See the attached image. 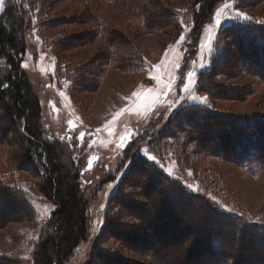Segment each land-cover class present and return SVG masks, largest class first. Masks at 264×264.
Wrapping results in <instances>:
<instances>
[{
	"label": "rangeland",
	"instance_id": "obj_1",
	"mask_svg": "<svg viewBox=\"0 0 264 264\" xmlns=\"http://www.w3.org/2000/svg\"><path fill=\"white\" fill-rule=\"evenodd\" d=\"M144 1L149 0L103 1L104 4L97 0H4L0 7L3 17L11 16L8 12L12 11L16 17L23 14L26 25L23 30L18 29L26 46L23 69L40 101L44 129L61 141L66 158H79L81 173L85 174L91 190H96L88 212L90 236L67 264H99L96 250L108 227L105 222L108 203L132 163L125 161L124 151L131 139L139 137L142 141L134 153L142 146L143 157L154 156L152 162L171 170L178 182L183 179L224 210H234L264 224V169L253 171L229 158H218L215 153L210 157L202 158V154L191 157L194 150L199 152L196 142H192L195 135L192 125H202L197 120L191 123L188 116L186 120L181 116L174 119L182 107L209 104V96L198 93L197 87L202 74L212 67L218 48L227 44V37L221 32L237 22L264 23V2L241 0L238 4L236 0H225L208 17L210 21L203 32H198L201 28L195 29L197 34L203 33L195 45L189 35L197 26L193 9L197 0H160L171 8L173 18L166 25L160 20L157 23L160 27L153 30L142 27L146 5L143 4L141 12L137 6ZM106 27L113 31L112 36ZM135 50L140 55L139 61L128 64ZM111 54L122 56L124 61L120 66L111 63L109 58H116ZM241 69L239 66L236 70L241 76L233 74L224 81L225 88L241 94L237 97L229 94L216 101L215 107L232 117L257 114L263 117L264 86L257 85L258 78L248 76ZM0 70L3 71L1 66ZM189 72L195 73L194 82L185 91ZM223 132L220 137L227 140L226 129ZM18 136L16 126L0 103V178L23 192L33 210V218L13 221L0 229V264L4 263L1 260L10 264H35L36 250L49 232L47 225L55 210V205L40 190L39 166L26 159ZM158 136L163 144L152 141ZM208 141L206 147L212 144ZM108 172L116 175V179L101 186ZM142 176L137 170L130 179L129 190L138 194L129 200L146 210H140L142 214L136 219L129 216L132 208L125 206L127 226L107 229L111 237H103L101 247L114 256L109 264H181L199 253L192 264L202 263L201 254L203 258L208 249L199 243L189 253L193 237L187 233L191 227L197 229L200 222L203 225L204 219L209 220L211 212L175 189L174 194L166 191L167 199L159 201L156 194L161 188L165 190L166 184L157 177L161 182L157 181L148 194L139 189L137 178L147 183ZM141 192L145 194L143 198ZM148 199L157 201L158 207L148 209L151 203ZM168 200L175 210L169 209L170 213L178 220H190L193 226L185 228L174 222L178 229L161 228L154 215L159 204ZM193 208L197 209L196 213ZM215 222L221 227L215 234L223 231L226 237L224 221ZM141 226L146 233L133 234ZM125 227L134 231L128 233ZM224 242L227 241L223 240L222 245ZM227 246L237 249L245 244L238 241Z\"/></svg>",
	"mask_w": 264,
	"mask_h": 264
},
{
	"label": "trees",
	"instance_id": "obj_2",
	"mask_svg": "<svg viewBox=\"0 0 264 264\" xmlns=\"http://www.w3.org/2000/svg\"><path fill=\"white\" fill-rule=\"evenodd\" d=\"M103 1L116 0H97L101 4H104ZM224 1L197 0L195 2L193 9L197 26L196 28L195 26L193 27L194 29L189 35L195 45H197L203 34H197L195 29L201 28L198 32H203V29L210 21L208 17L210 16L209 18H211L216 8ZM240 1L236 0V3L240 4ZM143 4L146 5V8L145 15H142V27L146 30L159 28L160 26L157 23L160 20L166 22L165 25L172 21L171 8L160 2V0H149L138 4L139 12H141ZM12 12H8V14L11 13V16L4 15L3 17L0 15V66L3 69V71L0 70V103L10 121L17 128L18 137L24 145L26 159H29L31 164H38L39 166L42 174L40 183L42 194L55 205V210L52 212L47 225L49 232L41 240V244L36 250L34 261L35 264H67L75 256L80 245L87 242L90 236L88 212L94 201L93 196L96 190H91V185H88L85 180V174L81 173L78 165L79 158H66L61 141L53 138L42 125L43 117L40 101L33 93L28 76L23 69L26 46L21 38L20 31L26 25L25 20L23 14H21L22 12L18 13L17 17L14 15L15 11ZM107 30L112 36L113 31L109 28ZM221 33L224 37H227V44L223 48L221 46L218 48L212 67L202 74L197 87L198 93L209 96V104L206 106L188 105L182 107L174 116V119L176 117L178 119L180 116L185 119V116H188L186 118L191 123L197 120L202 125H192L195 127V135L193 134L194 139L192 142H196L199 152L194 150V153H190L191 157L202 154V158H204L210 157L211 154L215 153L218 158L226 160L229 158L233 162L249 166L253 171H261L264 169V116L257 114L232 117L227 113L219 112L215 107V102L227 98L229 94L231 95L230 97H237V95L241 94L224 86L225 79L233 74H236V77L241 76L236 71L239 66L243 68L241 70L248 76L258 78V81L256 80L257 85L264 86V23H258L256 20L237 22L226 27ZM109 37H107L108 40H110ZM110 41L113 42L114 40L111 39ZM111 56L116 57L114 60L109 58L113 65L116 63H118L116 65H119L124 61L122 56L116 54H111ZM139 58L140 55L135 50L134 56L127 60V63L138 62ZM125 59H128V57H125ZM86 81L88 82V80ZM83 84L86 83L84 82ZM214 128H219V130L215 129L214 131ZM225 129L228 138L227 140H222L220 136ZM228 133L231 137H229ZM205 137H208V139L205 140ZM209 139L210 141L207 143L211 142L212 144L206 147L205 143ZM188 140L187 138L186 142L190 145L191 142ZM140 141H142L140 137L134 140L131 139L124 151L125 161L129 160L132 163L129 166L126 177L120 182L110 197L108 213L105 215V222L108 227L103 237H111V234H109L111 232L107 231V229L114 230V227L118 225L120 227L127 226L125 211L128 212V208H132L129 216L136 219H139L142 214L140 210H146L140 204L135 205L129 200V198L136 197L138 194L136 191L131 192L129 188L132 182L130 179L139 170L143 175L141 179H146L147 181V183H141L140 179L137 178L139 189H143L146 193L150 194L152 186L157 181L161 182L157 177L166 184L165 190L161 188L156 194L159 201L167 199L166 191L169 194L171 192L174 194L173 189H175L182 193L184 197L187 196L192 200L198 201L202 207L205 206L213 213H208L207 218L209 220L204 219L203 225L200 222L197 229H193L191 227L193 224L190 220H178L174 214L170 213L169 209L175 212L173 207H171L170 200L162 202L159 204L160 207L156 209L157 212L154 218L159 220L161 228L178 229L179 226L174 222L185 226V228L186 226L191 227V231L187 233V235L193 237L189 242L190 245L188 247L191 246L189 253L199 243L205 244L208 250L203 258L201 254L203 262L194 264H249L252 260L250 264H264V224L249 220L246 216L234 210H224L219 205L210 202L206 195L192 188L183 179L178 182L166 168L160 166V164H155L149 158H144L141 153L142 146L138 152L134 153L135 148L141 143ZM152 141L163 144L160 136L155 137ZM184 145L186 146L185 143ZM186 159L189 160L190 158ZM141 167H143L142 170L139 169ZM115 179L116 175L113 176V174L108 172L104 175L100 185H107L114 182ZM6 181L5 178H0V212L2 210L6 211V214L0 213V229H3L13 221L33 218V210L27 204L24 193L19 189H13L8 181L7 183L10 186L6 184ZM141 196L143 198L145 194L141 192ZM148 201L151 202L150 199ZM174 201L177 202L175 199ZM174 203L172 202L175 207ZM125 206L128 208L126 209ZM154 207H158L157 201L149 203L148 209ZM16 210L19 212H14ZM173 211L171 212L173 213ZM193 211L196 213L197 209L193 208ZM151 218L153 217L151 216ZM217 220L220 222L224 221V224H222L228 230L226 237H224L223 231L220 235L215 234L221 229L220 225L215 222ZM171 224L174 225L171 226ZM175 225H177V228H175ZM125 229L128 233L134 231H128L127 227ZM143 231V234H145V227L141 226L138 232H133V234L138 236ZM158 237L160 236L157 235ZM102 238L99 241L100 246L96 250V255H99L96 260L99 264H109L110 259L114 256L108 254L109 252L105 248L102 249ZM223 240L227 242L222 245ZM238 241H242L245 246L237 249L227 246ZM197 249H195L196 252ZM199 256L200 253L190 259L187 257V259L181 261V264H192L194 259L197 260ZM1 262L10 264L8 260H1Z\"/></svg>",
	"mask_w": 264,
	"mask_h": 264
},
{
	"label": "snow or ice",
	"instance_id": "obj_3",
	"mask_svg": "<svg viewBox=\"0 0 264 264\" xmlns=\"http://www.w3.org/2000/svg\"><path fill=\"white\" fill-rule=\"evenodd\" d=\"M3 4H4V0H0V7H2L3 6ZM238 15H242V14H238ZM243 19H249V17H247V16H243ZM216 24L219 26L220 25V20H219V16H217V20H216ZM202 67L204 66V65H201ZM25 67H27V65H25ZM157 67H163V65H159V66H157ZM177 67H179V65H177ZM195 76V73H192V72H189L188 73V84H185L184 85V90L185 91H188V89H189V86L190 85H192L193 84V77ZM182 82V81H181ZM135 95L136 94H134V97H135ZM195 98V97H194ZM149 159H151V160H155V157L153 156V157H149ZM171 172V170H169V173Z\"/></svg>",
	"mask_w": 264,
	"mask_h": 264
}]
</instances>
